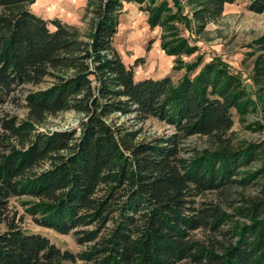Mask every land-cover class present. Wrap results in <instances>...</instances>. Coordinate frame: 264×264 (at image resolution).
I'll return each instance as SVG.
<instances>
[{
    "label": "trees",
    "instance_id": "16d2710c",
    "mask_svg": "<svg viewBox=\"0 0 264 264\" xmlns=\"http://www.w3.org/2000/svg\"><path fill=\"white\" fill-rule=\"evenodd\" d=\"M35 2L0 0V105L23 91L28 112L25 119L0 117V264H264V142L237 144L231 136L235 113L242 120L258 109L242 76L199 55L176 59L173 70H184L176 82L171 75L137 80L114 43L125 2L162 27L168 55L199 50L174 24L189 17L180 9L164 16V2L89 0L95 17L88 33L38 15ZM235 2L188 0L198 32ZM248 9L263 13L264 0H249ZM250 46L264 104V34ZM48 79L46 87L24 89ZM68 111L82 115L79 126L37 128ZM119 115L138 122L153 116L174 131L137 140L140 130L119 124ZM195 135L209 145L183 156L182 143ZM251 184L258 193L232 200V212L199 199ZM22 196L32 198L26 212L37 225L72 233L88 249L62 250L16 223L10 200ZM197 230L225 240L203 243Z\"/></svg>",
    "mask_w": 264,
    "mask_h": 264
},
{
    "label": "rangeland",
    "instance_id": "374dc122",
    "mask_svg": "<svg viewBox=\"0 0 264 264\" xmlns=\"http://www.w3.org/2000/svg\"><path fill=\"white\" fill-rule=\"evenodd\" d=\"M164 2L168 6V12L164 15L181 14L189 17L188 24L185 20L174 22L180 30L181 36L189 42L198 45L199 50L187 56L168 55L161 46L163 29L160 25L155 28L149 23V12L144 10L135 2H125L122 13L119 14L118 32L114 37V43L127 65H134L136 79L161 78L171 75L176 82L184 73V70L174 71L173 67L177 58L185 62H194L199 55L204 57V62L216 58L223 61L235 73H239L246 87L251 91L252 97L257 100L258 109L240 119L235 113L234 126L231 129V136L237 144L246 142H264V104H261V96H258L256 87L252 81L253 63L256 57L252 55V42L264 34V12L257 13L248 9L249 0H236L228 4L223 15L215 21H210L205 30L199 33L193 21L191 7L181 0H156V4ZM148 4V3H147ZM32 10L46 19L59 18L63 22L80 28L84 33L91 29L92 20L95 15L89 0H36L31 6ZM138 62V63H137ZM50 79L43 84L34 87L27 85L24 89H36L46 87ZM23 91L18 92L14 100L0 105V117L5 114L18 116L20 119L27 117V108L23 100ZM22 94V95H21ZM119 124L132 126L140 130L137 140L152 139L157 136L170 134L174 128L156 117H149L144 122H138L133 116H115ZM82 115L73 111L61 112L51 115L44 124L37 125L40 131L65 130L77 127L80 124ZM209 145L207 137L195 135L182 143L185 157L190 156L193 150L202 149ZM2 146L0 145V151ZM258 165L247 167L246 170H254ZM259 185L249 186L235 185L225 193L207 192L199 199L221 204L227 209L232 200H239L243 196H255L258 193ZM31 197H13L10 200V216L15 219L21 227L29 232H38L46 235L62 250H70L74 253L88 249L89 244L80 245L76 242L72 233L61 234L52 229L37 225L33 218L26 212L25 202ZM237 203V202H236ZM232 212V209H227ZM5 229V225L1 226ZM195 240L210 244L215 240L224 241L225 238L218 233L205 230H197L194 233ZM210 246V245H208ZM64 264H87L82 260L77 262H65Z\"/></svg>",
    "mask_w": 264,
    "mask_h": 264
},
{
    "label": "built area",
    "instance_id": "2783aa9c",
    "mask_svg": "<svg viewBox=\"0 0 264 264\" xmlns=\"http://www.w3.org/2000/svg\"><path fill=\"white\" fill-rule=\"evenodd\" d=\"M183 3H185L186 2V0H181ZM187 3V2H186ZM186 3H185V5H186Z\"/></svg>",
    "mask_w": 264,
    "mask_h": 264
},
{
    "label": "crops",
    "instance_id": "0c3cea01",
    "mask_svg": "<svg viewBox=\"0 0 264 264\" xmlns=\"http://www.w3.org/2000/svg\"><path fill=\"white\" fill-rule=\"evenodd\" d=\"M156 79V78H155Z\"/></svg>",
    "mask_w": 264,
    "mask_h": 264
}]
</instances>
